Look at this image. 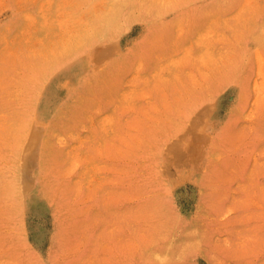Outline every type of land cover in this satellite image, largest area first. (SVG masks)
<instances>
[{"label": "rangeland", "instance_id": "374dc122", "mask_svg": "<svg viewBox=\"0 0 264 264\" xmlns=\"http://www.w3.org/2000/svg\"><path fill=\"white\" fill-rule=\"evenodd\" d=\"M0 264H264V0H0Z\"/></svg>", "mask_w": 264, "mask_h": 264}]
</instances>
